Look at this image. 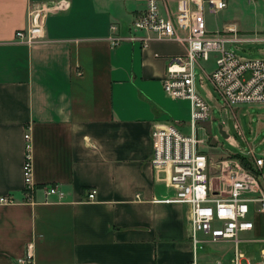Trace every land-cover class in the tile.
I'll return each instance as SVG.
<instances>
[{
  "label": "crops",
  "instance_id": "1",
  "mask_svg": "<svg viewBox=\"0 0 264 264\" xmlns=\"http://www.w3.org/2000/svg\"><path fill=\"white\" fill-rule=\"evenodd\" d=\"M54 1L0 0V196L15 201L0 206V264H17L29 244L33 264H189L190 208L157 202L175 190L171 170L150 163L154 124L180 133L189 124V102L166 97L162 87L186 43L112 44L129 34L148 0H66V11L44 20L42 42H16L31 6ZM158 1L161 15L176 13L178 0ZM226 25L206 21L209 34ZM215 57L198 63L206 80ZM25 134L32 202L23 193ZM51 186L63 201L45 199Z\"/></svg>",
  "mask_w": 264,
  "mask_h": 264
},
{
  "label": "built area",
  "instance_id": "2",
  "mask_svg": "<svg viewBox=\"0 0 264 264\" xmlns=\"http://www.w3.org/2000/svg\"><path fill=\"white\" fill-rule=\"evenodd\" d=\"M175 14L161 15L158 0H148L145 9L137 15L127 36H113L111 42L140 41L143 47L151 40H173L186 43L184 56L170 59L162 80L163 92L173 100H187L190 104L189 135H183L171 123H155L151 138L153 152L151 165L155 169L169 168V185L175 190L166 204H181L190 208L191 241L193 258L189 264H198L197 249L200 244H232V255L217 257L212 264H242L244 256L238 250L239 235L254 230L248 220L250 215L264 213V150L249 149L244 160L227 158L212 163L200 147L206 139L197 135V125L210 117L207 103L197 94L195 87L198 63L206 62L214 54L215 68L207 80L226 106L264 103V61L242 60L226 48L227 44L247 42L238 36L234 24L226 25L224 32L209 34L206 29L205 6L208 13L217 15L226 8L224 0H178ZM69 8L66 0L33 4L28 12L30 21L26 29L15 33L18 43L28 46L42 42L44 20L48 15L64 12ZM116 31V26L110 27ZM185 31L186 37L177 31ZM145 37H139V34ZM255 41H264L256 39ZM25 159L22 165L23 193L26 202L33 201L35 185L32 179L30 137L24 135ZM247 163V167L244 166ZM45 199L54 197L63 201L65 194L57 186L43 189ZM139 198L138 195L135 196ZM96 191L90 190L87 201L93 202ZM47 201V200H46ZM14 199L0 196V206L14 204ZM201 234L204 238L198 239ZM17 264H33V247L29 244ZM264 264V249L260 262Z\"/></svg>",
  "mask_w": 264,
  "mask_h": 264
},
{
  "label": "rangeland",
  "instance_id": "3",
  "mask_svg": "<svg viewBox=\"0 0 264 264\" xmlns=\"http://www.w3.org/2000/svg\"><path fill=\"white\" fill-rule=\"evenodd\" d=\"M226 8L217 15L208 13L207 23L220 28L224 24H234L238 36L247 42L227 44L226 48L242 60L264 61V0H224ZM209 27V25H208ZM214 54L210 55V59ZM200 63H203L201 61ZM195 87L197 94L207 103L210 117L197 125V135L206 139L200 150L213 164L234 156H242L249 149L264 150V103L241 104L228 107L215 92L209 81L196 68ZM182 131L189 135V124ZM248 220L254 230L241 233L238 250L243 254L242 264L260 262V252L264 249V213L250 215ZM204 238L201 234L198 239ZM197 249L198 264H212L217 257L232 255V244H200ZM214 257V258H213Z\"/></svg>",
  "mask_w": 264,
  "mask_h": 264
},
{
  "label": "trees",
  "instance_id": "4",
  "mask_svg": "<svg viewBox=\"0 0 264 264\" xmlns=\"http://www.w3.org/2000/svg\"><path fill=\"white\" fill-rule=\"evenodd\" d=\"M234 158H240V160H242V161L244 160V158L242 156H238V155L237 156H234ZM244 166L245 167L248 166L246 162H244Z\"/></svg>",
  "mask_w": 264,
  "mask_h": 264
}]
</instances>
